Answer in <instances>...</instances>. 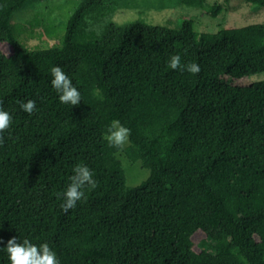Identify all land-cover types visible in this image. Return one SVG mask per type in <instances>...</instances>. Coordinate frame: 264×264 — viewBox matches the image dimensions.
<instances>
[{"label": "trees", "instance_id": "obj_1", "mask_svg": "<svg viewBox=\"0 0 264 264\" xmlns=\"http://www.w3.org/2000/svg\"><path fill=\"white\" fill-rule=\"evenodd\" d=\"M29 1L0 0V107L12 117L0 133V249L16 237L47 243L59 264H264V81L236 84L264 73V25H118L123 0H71L65 34L28 50L11 19ZM172 55L199 74L169 68ZM53 66L80 104L59 101ZM28 100L32 114L17 103ZM113 120L130 130L125 157L150 173L136 187L103 139ZM80 163L97 187L65 213L57 194Z\"/></svg>", "mask_w": 264, "mask_h": 264}, {"label": "rangeland", "instance_id": "obj_2", "mask_svg": "<svg viewBox=\"0 0 264 264\" xmlns=\"http://www.w3.org/2000/svg\"><path fill=\"white\" fill-rule=\"evenodd\" d=\"M71 0H32L14 13L11 19L14 35L28 50L46 48L58 42L63 36L66 24L72 13ZM218 11L212 17L209 9ZM53 13L51 27L53 35L47 37L43 23L49 12ZM118 25L143 21L148 25L179 30L183 22H189L193 31L199 34H217L222 30L241 29L264 25V8L244 0H206L203 8L193 7L180 0H123L117 11L109 19ZM5 52L8 50L4 48ZM264 81V73L242 78L236 84L248 86ZM129 141L118 153L117 158L125 171L127 185L136 187L149 177L140 162L131 163L124 154Z\"/></svg>", "mask_w": 264, "mask_h": 264}, {"label": "clouds", "instance_id": "obj_3", "mask_svg": "<svg viewBox=\"0 0 264 264\" xmlns=\"http://www.w3.org/2000/svg\"><path fill=\"white\" fill-rule=\"evenodd\" d=\"M168 67L172 70L186 71L190 74H199L200 67L195 62L186 64L181 63L180 55H172L169 59ZM52 77L50 83L57 92L58 99L62 104L76 106L80 104V92L73 85L69 76L59 66H53L49 69ZM20 108L28 114L36 110V103L33 100L17 101ZM12 117L0 107V133L5 132L11 125ZM130 130L123 126L119 120H113L106 129L103 139L110 147L122 149L128 142ZM3 143L0 138V144ZM73 174L69 177L70 183L67 188L58 193L63 197L62 210L67 213L70 209L77 206V202L86 199L85 189L94 190L97 182L93 177V172L88 166L80 163L74 166ZM0 250H6L9 264H59L56 253L47 243L34 245L28 239L19 242L16 237L7 241L6 247Z\"/></svg>", "mask_w": 264, "mask_h": 264}]
</instances>
